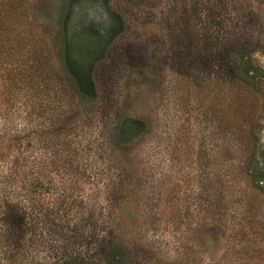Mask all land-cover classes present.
<instances>
[{
	"label": "rangeland",
	"instance_id": "obj_1",
	"mask_svg": "<svg viewBox=\"0 0 264 264\" xmlns=\"http://www.w3.org/2000/svg\"><path fill=\"white\" fill-rule=\"evenodd\" d=\"M18 1L24 76L9 89L0 70L15 264L24 210L38 260L61 237L105 240L113 264H264V0ZM80 19H107L90 60L69 40Z\"/></svg>",
	"mask_w": 264,
	"mask_h": 264
},
{
	"label": "trees",
	"instance_id": "obj_2",
	"mask_svg": "<svg viewBox=\"0 0 264 264\" xmlns=\"http://www.w3.org/2000/svg\"><path fill=\"white\" fill-rule=\"evenodd\" d=\"M21 3L22 2L18 0L0 3V70L4 71L3 73L6 75L4 80L6 85L8 83L9 89L12 87V79L17 76H24V58L23 56L18 57V49L9 43L15 41L18 44H24L23 35L13 32V29H11L13 23L10 24V17H16L17 7L21 6ZM2 66H8L10 69L7 72L2 69ZM79 79L80 83L84 85L85 79L83 77ZM47 215L49 217L51 213H47ZM26 220L27 215L24 210V264H96L95 261H98L99 264H113L112 259L108 258V252L111 250V246H109L105 240H100L94 251H88L84 245L73 241L67 242L65 238L61 237H59L62 242L61 246L57 249H50L49 256L46 259H36V257L32 255V251H37L42 243H32L31 246L33 248L30 249L31 252H29L26 242L30 231L27 228L28 225ZM49 220L50 219H47L46 222L43 223L44 229L47 230L45 233L47 235L56 234L58 231L52 229L53 225H48ZM4 222V237L0 239V264H15L16 258L12 253H9V250L12 246L11 241L15 233L23 228V220L19 213H11L6 217V221L4 220ZM116 258L118 259V257Z\"/></svg>",
	"mask_w": 264,
	"mask_h": 264
},
{
	"label": "flooded vegetation",
	"instance_id": "obj_3",
	"mask_svg": "<svg viewBox=\"0 0 264 264\" xmlns=\"http://www.w3.org/2000/svg\"><path fill=\"white\" fill-rule=\"evenodd\" d=\"M78 10L75 9V12ZM79 17L82 12L78 11ZM103 25H87L81 19L80 22L74 26V30L70 32L69 40L74 47L75 52L85 53L87 58L95 56V54L104 46L108 35L107 19ZM85 61V60H84Z\"/></svg>",
	"mask_w": 264,
	"mask_h": 264
}]
</instances>
